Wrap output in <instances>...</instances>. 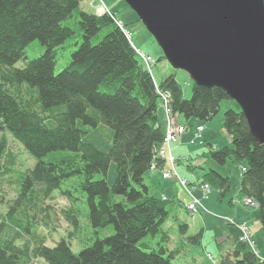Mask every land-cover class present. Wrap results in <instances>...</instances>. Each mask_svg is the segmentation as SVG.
<instances>
[{"label": "trees", "instance_id": "trees-1", "mask_svg": "<svg viewBox=\"0 0 264 264\" xmlns=\"http://www.w3.org/2000/svg\"><path fill=\"white\" fill-rule=\"evenodd\" d=\"M82 2L0 0V177L14 174L13 180L17 175L18 184L12 182L17 186L13 199L0 194V264H35V260L39 264H174L184 246L178 248L180 242L170 248L172 238L163 230L165 224L172 222L178 238L186 237L193 246L202 245L203 232L188 235L189 226L180 217L182 205L175 198L151 194L144 183L151 166L162 164L156 157L163 140L157 90L169 93L172 115L200 122L211 121L229 98L220 88L192 83L187 99L173 73L157 84L115 12L108 9L98 16L87 12ZM33 41L44 47V53L16 68ZM69 41L76 49L66 67L55 74L57 51ZM49 119L55 123L52 129L45 123ZM78 120L90 128L102 124L113 131L107 153L82 141ZM223 128L230 147L218 149L206 143L208 158L220 166L231 160L245 170L240 193L257 207L264 229V147L254 142L240 110L225 112ZM6 135L35 159L33 168L15 170ZM111 163L115 180L109 186ZM203 171L201 184L217 189L223 199L230 178ZM95 175L103 179L93 181ZM71 180L86 196L91 228L113 231L78 254L65 239L45 246L44 235L36 232L49 222L44 221L48 212L38 219L48 209L44 201ZM66 201L64 218L70 227H78L80 210ZM159 233L157 251L141 243ZM218 264H264V259L243 246L242 252L221 253Z\"/></svg>", "mask_w": 264, "mask_h": 264}, {"label": "rangeland", "instance_id": "rangeland-1", "mask_svg": "<svg viewBox=\"0 0 264 264\" xmlns=\"http://www.w3.org/2000/svg\"><path fill=\"white\" fill-rule=\"evenodd\" d=\"M82 7L87 12L98 16L106 13L105 10L108 9L115 12L117 20L125 25L124 34L131 41L132 46L153 60L151 67L154 81L158 84L168 74L173 73L183 89L185 98L190 99L192 81L188 74L181 70H174L165 59L162 60L163 54L155 39L147 32L137 15L124 0H102V4L100 0H83ZM136 18L138 21H136ZM127 33L130 34V38ZM72 43L73 41H69L64 45L63 49H58L54 68L55 74L60 73L68 64L71 53L76 49V46L71 45ZM44 51V47L38 41H33L26 47L24 58L18 61L15 67L24 68L27 62L40 57ZM228 110L238 112L240 109L233 100L228 99L221 102L219 113L209 122H200L193 118L186 119L182 115H177V123L180 126H184L185 131L180 136L178 143L171 142L170 152L165 147L163 112L161 108L158 110L159 122L163 130V140L157 147L156 152L165 150L167 157L171 156L175 160H179L173 171L179 177L187 180L189 189L186 191L180 186L179 182L173 179H163L161 170L168 171L171 169L170 164L166 160L162 161L156 171L147 172L144 176V183L151 194L160 195L166 199L175 198L182 205L183 210L180 217L183 223L185 222L189 226L188 235H193L199 230L203 232L202 245L193 246L185 241L186 237L178 238L172 222L165 224L163 230L168 232L167 235L172 238L169 245L170 248L175 246V243L178 245L180 242L181 245L179 244L178 248L184 246L181 248L180 255L173 262L174 264H218L221 253H226L231 249L242 252V247L245 245L239 241L241 234L237 226H246L248 228L251 236L250 240L254 243V252L264 259V229L261 227L259 211L253 203L246 205L245 201L248 199L240 193L241 166L233 164L231 160L220 166L212 161L210 157L208 158L209 151L206 143L218 149L230 147V139L223 128L224 114ZM45 123L50 129L55 126L51 119L46 120ZM200 126H204V130L199 137H196L195 130ZM77 127L84 133L82 135L84 143L93 145L100 152H108L113 141V131L109 127L100 124L96 128H90L82 125L80 120L77 121ZM6 138L8 147L15 156V170L23 172L26 169L33 168L36 162L35 159L16 141H13L7 135ZM199 166L202 169H199ZM203 168L204 170H214L218 174L230 178L231 187L229 193L223 199H219V191L214 187L210 188L208 186V191L205 195L199 188L204 174ZM13 177L14 174L0 177V194L5 195L8 200L13 199L17 192V175L12 180ZM7 179H10V184L7 183L9 182ZM102 179V175L93 177V181ZM114 180L115 165L111 163L107 172L106 182L109 186H112ZM13 181L14 183L16 182L17 186L12 184ZM71 181L63 182L60 188L53 192L54 197L44 201L43 206L45 208L48 207V209L42 212L38 219L45 217L44 215L47 216L48 212L49 217L44 219V221L49 220V222L45 226L43 224L39 225L40 229H36V232L44 235L45 246L53 247L60 239H65L70 244L71 251L78 254L82 249L92 245L97 239H104L112 235L113 231L111 227L98 230L91 228L87 220L86 196L79 188H74L73 181L72 183ZM68 191L70 196L66 193ZM71 197L76 198V200L72 201ZM192 197L200 202L193 217L186 214L185 210L186 206L192 202ZM65 199L69 200L70 203L72 202L73 206L80 210L81 215L78 227H70L64 218L63 210H66L69 206ZM161 237L162 234L160 233L154 238L148 236L141 243H146L148 247L157 251ZM248 246H246L247 250L252 249ZM34 262L35 264L40 263L38 260Z\"/></svg>", "mask_w": 264, "mask_h": 264}, {"label": "water", "instance_id": "water-1", "mask_svg": "<svg viewBox=\"0 0 264 264\" xmlns=\"http://www.w3.org/2000/svg\"><path fill=\"white\" fill-rule=\"evenodd\" d=\"M163 58L192 83L220 88L264 147V0H124Z\"/></svg>", "mask_w": 264, "mask_h": 264}, {"label": "built area", "instance_id": "built-area-1", "mask_svg": "<svg viewBox=\"0 0 264 264\" xmlns=\"http://www.w3.org/2000/svg\"><path fill=\"white\" fill-rule=\"evenodd\" d=\"M101 4L102 1L100 0ZM120 25V24H119ZM127 36L130 37V34L127 33ZM137 55L139 56V58L142 60V63L144 64V66L150 71L151 69V65L153 63V60L145 55L142 52L136 51ZM157 94L159 96V100H160V108L162 109L163 115H164V120H165V131H164V141H165V147L167 148V151L170 152L171 147L170 144L171 142L174 143H178L180 136L182 135V133L185 131L183 126H180L177 124L174 115H172L171 112V108H170V95L168 92H162L157 90ZM203 131V127H198L195 130V136L199 137L200 134ZM156 157L161 160V161H167L170 166L171 169L168 171H163L162 172V177L163 179H173L174 181L179 182L180 186H182L186 191H188V182L186 179L181 178L177 175L176 172L173 171V168L175 167L176 163L179 162V160H175L173 157L166 156V152L165 150H161L159 152H156ZM184 161V160H182ZM151 169L157 170L158 167L153 164L151 166ZM242 171H244V169H242ZM201 189V191L204 193V195L207 193L208 191V185L207 184H202L199 187ZM252 203L250 200L245 201V204H250ZM200 205L199 200L195 199L194 197H192V202L190 205H188L187 210L189 213H195L196 212V208L197 206ZM241 236L239 238V241L241 243H243L244 245L248 246L249 248L251 247L252 249H250L252 252H254L253 247H254V243L252 242V240H250V232L248 231V228L246 226H237ZM255 253V252H254ZM257 255V253H255Z\"/></svg>", "mask_w": 264, "mask_h": 264}]
</instances>
